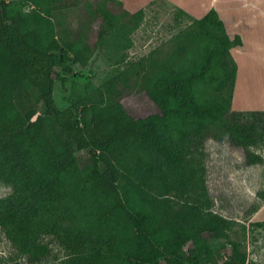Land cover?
Here are the masks:
<instances>
[{"label": "trees", "instance_id": "obj_1", "mask_svg": "<svg viewBox=\"0 0 264 264\" xmlns=\"http://www.w3.org/2000/svg\"><path fill=\"white\" fill-rule=\"evenodd\" d=\"M80 8L69 25L66 14ZM144 18L145 9L132 13L119 0H0V185L12 190L0 198V232L30 264H221L212 246L221 240L222 264H247L230 238L233 221L215 211L205 143L263 165L252 148L264 141V111L232 109L231 49L242 41L219 14L179 10L191 24L166 56L122 61L99 85L77 80L75 65L88 67L103 45L131 47ZM57 82L69 95L65 109ZM133 92L158 112H128L122 101ZM47 237L63 251L51 263Z\"/></svg>", "mask_w": 264, "mask_h": 264}, {"label": "rangeland", "instance_id": "obj_2", "mask_svg": "<svg viewBox=\"0 0 264 264\" xmlns=\"http://www.w3.org/2000/svg\"><path fill=\"white\" fill-rule=\"evenodd\" d=\"M119 1L123 3L122 0ZM126 1V8L129 11L133 10L132 12L139 10L140 4L144 3L147 7L151 2L155 3L147 8L144 7V20L135 31L128 35V39L132 42L131 47H126L127 40L119 39V45H103L93 56L88 67L82 68L80 65H75V70L80 76L77 80L82 85L88 83L99 85L108 75L122 68L126 61H135L157 51L161 56H166L175 48L177 43L175 36L191 24V20L186 18L178 20L177 11L185 10L192 18H201L203 15L199 13L202 16H198L196 9L210 0ZM98 3L99 0H91L93 6ZM112 8H116L115 5H112ZM82 14L81 8L69 11L66 14V20L69 25L77 24ZM94 24L96 36L101 20ZM249 65L253 66V71L249 70L246 74L256 76L258 73L255 70V64L250 62ZM68 96L62 91L61 84L57 82L55 101L60 109L69 106ZM122 103L135 117H146L158 112L157 106L145 92L127 94ZM205 147L208 155L206 159L208 187L215 201V211L233 221L232 230L229 232L230 238L241 243L246 250L247 264H264V227L251 225L256 221H264V199L260 197V193H264V164L248 166L242 149H236L229 144H221L212 139L206 141ZM252 150L264 157V141ZM86 160V153H80V166H83ZM11 191V187L0 185V198L8 196ZM44 242L50 243L52 249L51 256L46 262H53L56 256L62 257L63 251L54 240L47 237ZM212 246L217 260L222 264L229 256L226 242L215 241L212 242ZM0 264H30L26 257L18 255L2 232H0Z\"/></svg>", "mask_w": 264, "mask_h": 264}, {"label": "crops", "instance_id": "obj_3", "mask_svg": "<svg viewBox=\"0 0 264 264\" xmlns=\"http://www.w3.org/2000/svg\"><path fill=\"white\" fill-rule=\"evenodd\" d=\"M122 1L124 8L127 9L125 5L127 1ZM263 5L264 0H210L196 9L198 16H205L210 10H215L224 22L230 38L234 39L236 36L241 38L242 44L231 49V55L237 64L232 100V109L235 111H264ZM144 7L147 8L146 4H140L139 10L145 9ZM250 62L255 64V70L258 73L256 76L246 74L249 70L253 71V66L249 65Z\"/></svg>", "mask_w": 264, "mask_h": 264}, {"label": "water", "instance_id": "obj_4", "mask_svg": "<svg viewBox=\"0 0 264 264\" xmlns=\"http://www.w3.org/2000/svg\"><path fill=\"white\" fill-rule=\"evenodd\" d=\"M39 114H37L34 118H33V121H35L37 119Z\"/></svg>", "mask_w": 264, "mask_h": 264}]
</instances>
